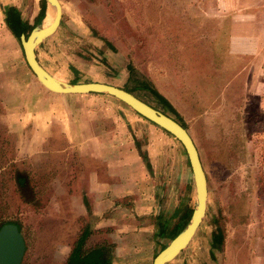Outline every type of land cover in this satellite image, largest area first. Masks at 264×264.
<instances>
[{"label": "rangeland", "instance_id": "374dc122", "mask_svg": "<svg viewBox=\"0 0 264 264\" xmlns=\"http://www.w3.org/2000/svg\"><path fill=\"white\" fill-rule=\"evenodd\" d=\"M58 2L59 26L35 50L39 65L63 82L119 89L147 82L180 116L197 150L207 189L204 216L187 247L167 264H264V0ZM128 65L135 71L129 82ZM13 75L18 78L19 70ZM43 91L52 94L41 86ZM134 93L162 111L149 93ZM58 96L118 102L103 94ZM117 104L136 117L134 143L163 184V200L192 209L194 187L179 143ZM5 116L0 96V224L19 227L20 264H63L88 221L79 188L70 186L78 171L67 170L66 154L17 158ZM16 178L23 179L21 188ZM176 221L169 219L168 228ZM89 222L87 245L113 244L110 264H151L168 243L138 229L149 220L130 219L125 231L117 221L106 225L105 217ZM217 229L222 242L212 249L209 237Z\"/></svg>", "mask_w": 264, "mask_h": 264}, {"label": "crops", "instance_id": "0c3cea01", "mask_svg": "<svg viewBox=\"0 0 264 264\" xmlns=\"http://www.w3.org/2000/svg\"><path fill=\"white\" fill-rule=\"evenodd\" d=\"M7 7L16 10L21 22L32 25L39 0H0V75L5 77L0 81V96L6 100L4 121L15 133L17 158L70 155L67 170L78 171L75 179L70 176V186L79 188V202L83 208L86 201L92 217H105L106 225L117 221L120 231H125L130 219L149 220L147 227L138 229L148 228L155 236L160 226L168 234L178 225L184 207L177 209L170 199L163 200V184L151 175L149 158L148 168L141 159L134 143L136 117L118 106L119 102L40 92V84L25 65L19 37L14 38L4 23ZM18 70L16 78L13 74ZM171 218L177 221L168 228Z\"/></svg>", "mask_w": 264, "mask_h": 264}, {"label": "water", "instance_id": "95a60500", "mask_svg": "<svg viewBox=\"0 0 264 264\" xmlns=\"http://www.w3.org/2000/svg\"><path fill=\"white\" fill-rule=\"evenodd\" d=\"M43 1L45 10L50 7L54 12L51 23L46 28H42L41 23L36 24L26 37L23 35L19 36V44L25 65L40 86L48 92L57 95H107L169 134L184 151L194 187V204L186 225L153 257L151 262V264H167L187 247L204 216L207 189L205 174L197 150L188 133L175 120L122 89L94 82L69 84L47 73L37 62L35 50L46 38L53 35L58 28L61 18V7L58 0ZM23 252L24 242L17 226L11 223H5L0 226V264H20Z\"/></svg>", "mask_w": 264, "mask_h": 264}, {"label": "trees", "instance_id": "16d2710c", "mask_svg": "<svg viewBox=\"0 0 264 264\" xmlns=\"http://www.w3.org/2000/svg\"><path fill=\"white\" fill-rule=\"evenodd\" d=\"M44 11H45V3L43 0H39V11L34 19V22L32 25H28L26 22H21L19 20V15L16 12L14 8L7 7L4 10V18H5V25L6 28L9 30V32L18 40L19 35H23L26 37L30 30L36 25L40 24L41 21L44 18ZM40 47V46H39ZM36 58V57H35ZM127 73H128V78L127 81L133 79L135 71L133 68L128 65L127 66ZM69 84H76L78 83L77 80L67 82ZM123 91L133 95L135 98L139 99V97L134 93L136 90H141L144 92L149 93L153 99L161 106V113L165 114L163 110L169 112L174 116V119L183 129H185L178 119H180V116L177 114V112L174 110V108L170 105V103L163 98L156 90H154L147 82L144 81H137L135 80L134 84H131L129 87L122 89ZM140 100V99H139ZM142 101V100H140ZM143 103L147 104L145 101H142ZM121 104V103H120ZM123 105V104H121ZM154 108V107H153ZM155 109V108H154ZM156 110V109H155ZM168 116V115H167ZM150 123V122H149ZM153 125V124H152ZM163 133L167 134L166 132L163 131ZM138 150V147H137ZM143 162L145 163V166L148 168L149 165L146 162V159L144 155L141 153L139 154ZM187 164V162H186ZM188 166V164H187ZM23 179L22 178H16L15 179V184L18 187L23 186ZM83 208L86 211V216L87 220L85 221L77 236L75 237L74 241L71 244L70 250L65 258V261L63 264H110V253H111V248L113 247V244L106 243V242H101L97 243L95 245L89 246L88 240L90 236L93 234V229H92V224L89 222L91 220V214L89 212V207L86 201L83 199ZM192 209L189 207H184L179 216L178 220V225L170 230L168 234H165L163 227L157 226V231L155 232V237L156 238H167L169 240L173 239L181 230L182 228L186 225L188 222L190 215H191ZM4 223H1L0 226H2ZM16 225V224H14ZM17 226V225H16ZM18 231L19 227L17 226ZM222 242V235L220 229L215 230L213 233H211L209 237V246L214 249L220 246ZM165 245H161L159 247V250L157 253L164 248ZM156 253V254H157Z\"/></svg>", "mask_w": 264, "mask_h": 264}, {"label": "bare ground", "instance_id": "6f19581e", "mask_svg": "<svg viewBox=\"0 0 264 264\" xmlns=\"http://www.w3.org/2000/svg\"><path fill=\"white\" fill-rule=\"evenodd\" d=\"M50 8V7H48ZM48 15L43 19V21L41 22V27L42 28H46L52 21L53 17H54V12L53 10L50 8L49 12L47 13Z\"/></svg>", "mask_w": 264, "mask_h": 264}, {"label": "flooded vegetation", "instance_id": "af4514ba", "mask_svg": "<svg viewBox=\"0 0 264 264\" xmlns=\"http://www.w3.org/2000/svg\"><path fill=\"white\" fill-rule=\"evenodd\" d=\"M44 18H45V17H44ZM44 18H43V19H44Z\"/></svg>", "mask_w": 264, "mask_h": 264}]
</instances>
